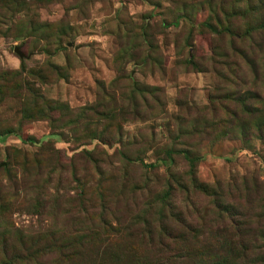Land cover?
I'll return each mask as SVG.
<instances>
[{
	"label": "rangeland",
	"instance_id": "1",
	"mask_svg": "<svg viewBox=\"0 0 264 264\" xmlns=\"http://www.w3.org/2000/svg\"><path fill=\"white\" fill-rule=\"evenodd\" d=\"M217 3L0 0V73L73 115L127 114L90 112L88 133L23 123L19 83L0 84V264H264V70L237 74L240 46L204 25ZM263 32L246 42L257 67Z\"/></svg>",
	"mask_w": 264,
	"mask_h": 264
},
{
	"label": "trees",
	"instance_id": "2",
	"mask_svg": "<svg viewBox=\"0 0 264 264\" xmlns=\"http://www.w3.org/2000/svg\"><path fill=\"white\" fill-rule=\"evenodd\" d=\"M237 0H233V2H228V0H218L217 3V18L215 19V23L217 24L218 29L215 30L211 25H209L211 22L208 20V22L204 25H207L209 30L217 35L220 34H226L230 38L234 40L235 43H237L240 47L237 52V62L233 63L232 65L236 68L237 74L243 73V70L240 69V65L237 63L239 61H242L245 65H247L250 68L252 76H256L258 73V68L264 70V60L261 61V64L256 66L255 63L251 62V60L248 58V54L250 52V48H246V42L249 40L250 34L253 31L257 32H263L264 31V20L259 19L258 23L255 26H250V24H245V26L242 28L241 31L236 30L233 27L232 21L235 19L240 20H247L250 19V15L257 14L259 12L264 13V6H261L260 4L256 7L258 9H251V5L248 6L249 2H245L247 5L245 6V10H241L240 8H237L240 6L238 3H236ZM231 5L230 11L227 12L224 10L225 6L227 4ZM252 10V11H251ZM210 6H209V13H210ZM235 29V30H234ZM38 32V31H37ZM34 33H36V30L31 29L29 33L25 34L26 36H33ZM264 33V32H263ZM216 35V34H215ZM257 49L261 52V46H257ZM18 58V57H17ZM18 59H23L18 58ZM253 63V64H252ZM264 73V72H263ZM26 81L22 79L21 74H19L17 71H5L3 73H0V84H9V83H19L17 91L12 94L13 97L20 96L21 100L24 101V99L28 100L25 105L27 108H23L20 112V120L25 122H31V121H37V120H45L47 121L49 128L55 129V127H65L67 129H70V131L74 130L73 128L75 126H78L83 121L85 122L82 127L84 132L88 133L89 124H87V116L90 112H93L96 115V121H104V122H114L117 119H121L126 113L117 114L114 109L107 110V103L106 105H100L94 108L90 107H84L75 112L73 115L71 109L63 103V102H55L50 100H45L35 89L33 88H26L24 87ZM263 85H264V76L262 79ZM133 88L135 92L139 89L142 91V93H146L145 89H149L147 87H139L138 85L134 84ZM24 91V93H22ZM98 91V88H97ZM100 91L103 93L105 92L102 89ZM156 91V90H155ZM22 93V94H21ZM98 94V92L96 93ZM153 95V94H151ZM235 107H239L241 112H243L246 116V118L249 117L250 114H252V111H249V108L247 106L246 101L243 98H238V101L234 102ZM133 105V103H132ZM153 109H148V112L151 113ZM135 113V112H133ZM54 116L57 117V121H54ZM234 115L232 114L231 117ZM22 123V122H21ZM55 126V127H54ZM263 124L256 125V130H261ZM105 128H109V126L105 125ZM15 130L6 129L3 130L2 133H15ZM61 133V134H60ZM19 135V133H17ZM60 136V138L63 137L62 132L52 133L51 135ZM247 132H245L243 135H246ZM223 135V134H222ZM222 136H219V138ZM247 138V135L245 136ZM94 137L90 138L93 139ZM24 141L31 142L30 138L23 139ZM173 153L178 152L175 150H172ZM182 152V151H181ZM126 162H134L135 160L127 159L124 157ZM145 166L144 164H142ZM154 164H149L146 167L153 168ZM217 264V262L215 263Z\"/></svg>",
	"mask_w": 264,
	"mask_h": 264
},
{
	"label": "water",
	"instance_id": "3",
	"mask_svg": "<svg viewBox=\"0 0 264 264\" xmlns=\"http://www.w3.org/2000/svg\"><path fill=\"white\" fill-rule=\"evenodd\" d=\"M14 53L17 55L18 58H22L23 54L19 51L18 48H14Z\"/></svg>",
	"mask_w": 264,
	"mask_h": 264
}]
</instances>
